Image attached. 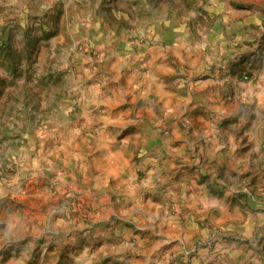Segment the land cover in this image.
<instances>
[{
    "label": "rangeland",
    "instance_id": "obj_1",
    "mask_svg": "<svg viewBox=\"0 0 264 264\" xmlns=\"http://www.w3.org/2000/svg\"><path fill=\"white\" fill-rule=\"evenodd\" d=\"M165 21L185 27L204 46L202 51L214 57L206 66L200 62L192 66L196 70L192 81L201 76L198 72L203 68L211 73L204 74L212 80L205 95L204 113H199L204 121L215 128L223 127L222 131L256 128V139L262 137V148L255 154L253 165H242L238 172L235 167H224L225 174L239 176L240 181L235 191L226 187L221 190L223 197L237 201L245 217L254 220L256 231L249 236L225 231L235 230L238 221L208 224L201 227L211 230L208 234L194 235L180 245L173 244L171 249L167 243L160 244L159 238L146 240L145 235L140 241L135 233L128 234L122 238L128 243L123 263H110L116 252L104 250L100 240L91 243L87 239L88 245L94 246L90 256L94 252L97 255L96 260L86 264H136L135 255L138 258L139 254L138 264H174L192 260L201 249L217 248L219 244L230 249L233 245L244 246V255L248 254V258L243 257L247 258L245 262L264 264V0H0V206H11L30 217L21 219L22 225L16 230H88L105 207L119 210L122 206L140 209L137 214L147 216L144 222L150 226L144 233L153 234L151 224L156 216L150 210L176 218L189 212L179 198L158 194L164 188L153 186L143 167L138 175L147 183L137 197L119 201L120 188L108 187L98 199H88L83 192L90 191L88 178H75L70 183L69 177L67 184L59 181V166L67 168L73 152L69 138L52 139L54 112L60 103L81 96L79 84L89 80L88 66L103 75L101 81L110 83L109 98H126L124 88L129 84L124 69L113 71L107 67L110 41L115 40L119 50L127 53L165 45L159 30ZM214 32H220V38ZM173 57V71L162 74L177 93L169 98L177 106L182 96H189L191 74L183 59ZM132 90L136 91L135 98L142 100L135 86ZM157 116L153 119L159 125L162 108ZM133 124L128 131L135 128ZM203 125L200 119L197 130L201 132ZM137 140L133 142L132 159L141 166L149 165L147 148L142 146V139ZM47 145L52 146L50 151ZM43 164L57 170L42 174L37 168ZM200 165L203 169L193 172V189L205 191L211 177L223 171L219 172L215 164L207 167L209 171ZM197 205L202 208L205 203L200 200ZM39 214L41 217H37ZM110 217L121 221L114 214ZM130 230L142 229L133 225ZM39 248L29 264H40ZM229 253H225V263ZM73 259L66 252L60 254L58 263L74 264Z\"/></svg>",
    "mask_w": 264,
    "mask_h": 264
},
{
    "label": "crops",
    "instance_id": "obj_2",
    "mask_svg": "<svg viewBox=\"0 0 264 264\" xmlns=\"http://www.w3.org/2000/svg\"><path fill=\"white\" fill-rule=\"evenodd\" d=\"M159 30L165 45L141 46L144 48L142 51L140 49V52L127 53L119 50L120 44H116L115 40L109 43L107 67L113 71L124 69L129 84V87L124 88L126 98H109L107 90L110 83L105 82L103 78L101 81L99 77L103 75L88 66L86 73L90 78L79 84L81 96L77 100L58 105L54 112L56 123L52 139L69 138V146L73 152L72 164L67 168L65 165L59 166L58 177L64 184H67L69 177L70 183L74 182L75 178H78V181L88 178L90 191L83 192L88 195V199L93 200L106 194V188L119 187L118 199L124 201L143 192L147 180L139 179L138 175L139 169L143 167L152 185L164 188L158 194L179 198L189 212H186L183 218H176L150 210L149 213L152 212L156 216L152 218L151 230H155L153 234L144 233L145 230H150V226L144 222L148 219L147 216L137 214L140 209L122 206H119V210L115 207H105L88 230H16L22 225L21 219L30 217L21 215L11 206L2 205L0 264H29L38 245V252H42L40 264H59L60 254L66 252L74 257V264L91 263L96 260L97 252L90 256L94 246L91 248L85 241L87 239L90 242L100 240L104 244V250L110 249V253L118 254L111 255L110 263H123L126 261L124 259L127 256L128 243L122 238L128 234L135 233L140 241L145 235L146 240L159 238L160 244L167 243L171 249L173 244L180 245L194 235L208 234L211 230H201L202 226L206 227L208 224L238 221L239 225L234 227L235 230L225 231L241 236H249L256 231L253 230L254 220L249 216L245 217V210L239 203L223 197L221 190L226 187L227 190L235 191L240 181L239 176L225 174L224 167H235L238 172L242 165H253L255 154L262 148V137L259 138L260 141L256 139V128L235 127L222 131L223 127L215 128L207 120L204 121L199 113H204L202 109L205 105V95L212 84V80L205 75L211 73L203 68L198 72L201 76L192 81L191 76L196 72L192 66L198 62L206 66L207 61H212L214 57L203 52L204 46L185 31V27L177 25L174 21H165L159 26ZM238 35V38L241 37L240 33ZM173 56L183 59L190 67L191 74L188 78L189 96H182L178 102L181 105L177 106L172 105L169 100L177 93L162 74L173 71ZM125 65L126 67H123ZM134 86L137 92L141 93L142 100L135 98L136 91L132 90ZM159 108H162L163 118L158 120L157 125L153 118L158 117ZM137 116L139 119H134ZM148 117L150 118L147 119ZM200 119L206 124L201 132L197 130ZM133 123L135 128L128 131V126ZM134 139L143 140L142 146L147 148L145 154L149 165L141 166L133 161ZM47 147L48 151L52 149V146ZM200 164H204L208 171L210 169L207 167L214 164L219 167V172L223 171V174L211 177V184L205 191L193 189V172L196 171L197 174L203 169ZM37 169L42 174H51L52 169L57 170L50 164H43V167L39 166ZM200 200L205 203L202 208L197 205ZM194 210H198L195 215L192 213ZM112 214L121 221H113L110 217ZM37 217H41L40 214ZM31 219H34V216H31ZM133 225H139L142 230H130ZM225 247L226 244H219L217 248L201 249L198 256L192 260L174 264H208L211 260H215L213 264H249V261L245 262L248 254L244 255V246L233 245L232 249ZM136 250L142 251L143 248L137 247ZM227 251L231 253L225 263ZM3 256L6 259L2 260ZM244 256L247 258L244 259ZM230 257L232 259L229 260ZM140 258L141 254L138 258L135 255L136 264Z\"/></svg>",
    "mask_w": 264,
    "mask_h": 264
}]
</instances>
